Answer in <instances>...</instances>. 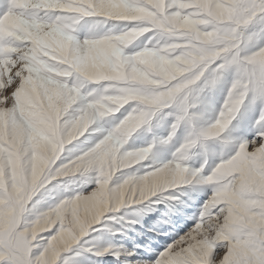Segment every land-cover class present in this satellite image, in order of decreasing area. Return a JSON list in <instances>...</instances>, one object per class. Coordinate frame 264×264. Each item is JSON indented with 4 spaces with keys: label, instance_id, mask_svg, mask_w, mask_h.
Wrapping results in <instances>:
<instances>
[{
    "label": "snow or ice",
    "instance_id": "obj_1",
    "mask_svg": "<svg viewBox=\"0 0 264 264\" xmlns=\"http://www.w3.org/2000/svg\"><path fill=\"white\" fill-rule=\"evenodd\" d=\"M159 203L142 264H264V0H0V264Z\"/></svg>",
    "mask_w": 264,
    "mask_h": 264
},
{
    "label": "rangeland",
    "instance_id": "obj_2",
    "mask_svg": "<svg viewBox=\"0 0 264 264\" xmlns=\"http://www.w3.org/2000/svg\"><path fill=\"white\" fill-rule=\"evenodd\" d=\"M249 138H251V134ZM184 191H188V189L185 188ZM180 199L187 201L188 197L181 196ZM177 207H181V205L177 204ZM125 212L126 210L122 207L117 210L116 219L106 221V227L100 230L105 233L101 240H91L90 238V243L97 246L111 244L114 251L118 250L121 253L120 259L117 261L112 255L93 256L92 259L96 264H113L114 261L115 264H142L146 260H155L157 255L173 242V236L170 233L172 225L163 223L168 219V216L165 215L169 212L166 203L153 205L152 210L140 217H136L131 212L126 215ZM171 219L174 222H180V218L177 216H172ZM131 220H137V222L130 223ZM191 224V220L187 221L188 226ZM186 230V227L181 228V234ZM92 235L99 237L100 232ZM129 252L134 255H127Z\"/></svg>",
    "mask_w": 264,
    "mask_h": 264
}]
</instances>
